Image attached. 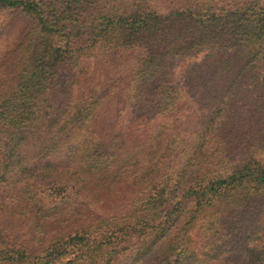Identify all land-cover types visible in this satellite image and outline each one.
<instances>
[{
	"label": "trees",
	"instance_id": "16d2710c",
	"mask_svg": "<svg viewBox=\"0 0 264 264\" xmlns=\"http://www.w3.org/2000/svg\"><path fill=\"white\" fill-rule=\"evenodd\" d=\"M0 264H264V0H0Z\"/></svg>",
	"mask_w": 264,
	"mask_h": 264
},
{
	"label": "rangeland",
	"instance_id": "374dc122",
	"mask_svg": "<svg viewBox=\"0 0 264 264\" xmlns=\"http://www.w3.org/2000/svg\"><path fill=\"white\" fill-rule=\"evenodd\" d=\"M202 57V54H192L188 57H183V58H177L175 60H173L171 62L170 65V79L172 81V84H174L175 86H177L179 89H181L183 92L186 93L187 90V78H188V73H189V69L191 68L192 64L196 61H198L200 58ZM124 111H121V118L123 115ZM179 116V128L178 130L181 132H185L187 131L190 127L189 125V121L186 120V115L184 110H182L180 113H178ZM124 117V116H123ZM124 124V122H123ZM118 140L115 139L114 143H117ZM100 204H80L77 206V209H81V208H87V209H91L93 211H95V209H99ZM112 206V204H111ZM78 212V210H77Z\"/></svg>",
	"mask_w": 264,
	"mask_h": 264
}]
</instances>
